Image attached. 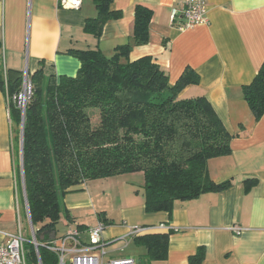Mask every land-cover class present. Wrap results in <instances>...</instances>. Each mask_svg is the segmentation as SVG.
Listing matches in <instances>:
<instances>
[{
  "label": "crops",
  "instance_id": "crops-1",
  "mask_svg": "<svg viewBox=\"0 0 264 264\" xmlns=\"http://www.w3.org/2000/svg\"><path fill=\"white\" fill-rule=\"evenodd\" d=\"M138 4L150 8L153 16L150 40L133 47L131 60L153 57L167 70L171 83L187 67L198 73L199 83L187 86L181 95H205L233 135L232 153L211 158L207 164L212 180H232V185L177 200L171 212H149L143 172L90 180L65 196L69 217L61 216L55 241L73 227L88 243L89 228L99 224V214L104 212L112 220L102 233L105 259L191 264L190 255L204 246L201 264H264V115L255 119L243 93L264 62V0H208L209 22L187 29L171 19V9L180 6V0H114L122 16L108 20L99 39L84 31L86 19L97 14L92 0H83L78 9L63 8L58 0H0L6 66L29 75L44 67L57 76H75L81 62L68 51L98 45L112 55L131 39ZM20 129L11 117L9 97L0 89V229L17 232L21 228L30 241L34 226L22 183ZM247 178L258 182L249 186ZM162 225L164 229L159 228ZM141 226L159 229L131 233ZM158 232H170L168 256L153 260L136 237Z\"/></svg>",
  "mask_w": 264,
  "mask_h": 264
},
{
  "label": "trees",
  "instance_id": "trees-1",
  "mask_svg": "<svg viewBox=\"0 0 264 264\" xmlns=\"http://www.w3.org/2000/svg\"><path fill=\"white\" fill-rule=\"evenodd\" d=\"M97 14L85 21L84 31L99 39L110 19L122 16L114 0H92ZM153 11L135 7L131 39L105 54L97 45L71 49L81 66L75 76H57L44 67L30 74L33 94L22 128V113L12 96L23 86L24 74L9 69L0 38V89L10 97L12 119L21 125L22 183L42 264H58V254L47 248L57 238L65 214V196L90 180L141 171L149 212L173 210L177 200H190L229 188L232 180L215 182L208 171L211 158L232 153L233 135L205 95L184 97L198 73L187 67L175 83L153 57L131 60L135 45L150 40ZM244 98L255 119L264 115V62ZM249 186L258 179L247 178ZM105 224L112 223L104 212ZM153 260L168 256L169 233L136 237ZM28 264H38L35 245L25 243ZM204 246L190 255L201 264Z\"/></svg>",
  "mask_w": 264,
  "mask_h": 264
},
{
  "label": "built area",
  "instance_id": "built-area-1",
  "mask_svg": "<svg viewBox=\"0 0 264 264\" xmlns=\"http://www.w3.org/2000/svg\"><path fill=\"white\" fill-rule=\"evenodd\" d=\"M59 5L67 9H78L83 0H58ZM208 0H180V6H173L171 9V19L180 29L192 28L198 25L207 24ZM33 94V87L28 71L23 77L22 89L12 96L14 102L21 109L22 122L24 121L27 103ZM10 99V97H9ZM10 102V100H9ZM22 136V134H21ZM106 224L102 221L95 227L89 228L90 240L83 243L78 228L71 227L58 241H52L47 248L55 251L59 256L58 264H136L131 257L105 259L104 240L102 233ZM164 229L165 226H159ZM157 227H136L131 229L133 234L151 232ZM240 232V228H235ZM0 264H28L26 259L25 243L27 239L23 235L21 228L17 232H8L0 229ZM36 248L38 264H42L39 254V244L35 237V230L32 228V239L30 240ZM59 242V243H58ZM72 242V247H67L66 243ZM70 257L67 261L66 258Z\"/></svg>",
  "mask_w": 264,
  "mask_h": 264
},
{
  "label": "rangeland",
  "instance_id": "rangeland-1",
  "mask_svg": "<svg viewBox=\"0 0 264 264\" xmlns=\"http://www.w3.org/2000/svg\"><path fill=\"white\" fill-rule=\"evenodd\" d=\"M66 260L69 261V260H70V257L68 256V257L66 258Z\"/></svg>",
  "mask_w": 264,
  "mask_h": 264
},
{
  "label": "water",
  "instance_id": "water-1",
  "mask_svg": "<svg viewBox=\"0 0 264 264\" xmlns=\"http://www.w3.org/2000/svg\"><path fill=\"white\" fill-rule=\"evenodd\" d=\"M23 125H24V121L22 122V128H23Z\"/></svg>",
  "mask_w": 264,
  "mask_h": 264
}]
</instances>
